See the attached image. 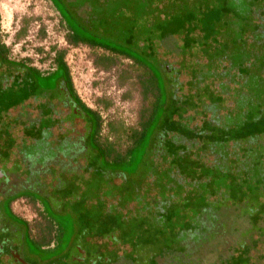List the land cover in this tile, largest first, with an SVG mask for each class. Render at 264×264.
<instances>
[{
  "label": "rangeland",
  "instance_id": "obj_1",
  "mask_svg": "<svg viewBox=\"0 0 264 264\" xmlns=\"http://www.w3.org/2000/svg\"><path fill=\"white\" fill-rule=\"evenodd\" d=\"M118 1L147 23L142 54L129 55L146 72L71 44L55 0H0L9 61L48 73L61 54L101 119L100 144L82 121L59 137L54 111L27 102L45 81L5 76L0 171L15 174L13 191L34 190L0 200V264H264V0ZM55 236L59 258L40 249Z\"/></svg>",
  "mask_w": 264,
  "mask_h": 264
},
{
  "label": "trees",
  "instance_id": "obj_2",
  "mask_svg": "<svg viewBox=\"0 0 264 264\" xmlns=\"http://www.w3.org/2000/svg\"><path fill=\"white\" fill-rule=\"evenodd\" d=\"M56 3V10L59 12L61 16L62 22L66 23V28L69 32V40L71 44H79L83 43L86 45H89L91 47L100 48L103 49L111 54V57L103 56L100 59V62L106 66L111 65L115 57L119 58L122 57L124 59L131 60L132 63L137 67V69H142L146 72V69L143 67L144 60L138 58L135 60L130 58L129 55H135V54H142L140 50L143 49V44L140 46V43H142L143 40V31L146 28L147 23L143 24L138 22V20L131 21L129 18L132 16H135L140 19L139 11L136 10H128L127 6L120 5L122 4L121 1H113V0H66V7L69 10H73L76 12V18L77 20L73 21L75 24L74 26H70L68 23V20H72V17L70 16L68 9L61 4L59 0L55 1ZM125 10H124V9ZM133 11V12H132ZM116 17L115 20L113 18ZM120 17H125L126 20H117ZM88 18H91L88 20ZM136 18V19H137ZM158 22V21H157ZM157 22L154 21L155 24ZM151 23V22H150ZM153 23V22H152ZM163 21H159V24H162ZM154 24V25H155ZM151 25V24H150ZM100 41V42H99ZM137 55V56H138ZM139 57V56H138ZM56 65H59L63 68L64 75H67V78L69 79L70 85L72 86V80L69 74L68 67L62 57L61 54H58L55 57ZM116 61V60H115ZM5 67V72L3 78L7 76V74H10L8 77L11 78L10 84L12 85L18 84L20 85V88L25 89V85L23 86L20 83H28L31 86L30 78H35V81H37L36 77H34V74H38L39 71L33 67H28L23 63L20 62H12L8 59V49L7 47L1 43L0 41V67ZM4 80H0V98L2 100H7L11 94L12 91H9L7 85L4 84ZM33 85V84H32ZM35 85V84H34ZM37 86V85H35ZM7 88V89H5ZM19 88V87H18ZM4 92V93H2ZM76 97L78 98V101L80 104L85 108L86 111L91 112L94 114V119L92 120V131H94V134L92 133V136L94 137V141L99 144L97 137L94 135H98L100 128H101V119L97 113L86 107L82 103V101L79 99V97L76 94ZM0 99V100H1ZM142 119L140 121V128L139 129H133L132 131L136 133V135L139 133V135L142 132ZM114 128V129H113ZM111 131L115 134L118 133H126L125 128L123 126H117L114 127L111 126ZM112 149V148H111ZM114 152V148L109 151V154L107 156H111ZM127 155V154H125ZM15 216V215H13ZM111 216H109L110 218ZM22 223H25V221L21 220ZM117 220H113V224ZM83 225L90 227L93 226V224H88L86 222H82ZM105 221L102 222L100 225H104ZM117 225V224H116ZM110 226H103L102 231H106ZM58 229V228H57ZM124 230V229H122ZM58 231V230H57ZM41 242H43V238H41ZM56 245L55 247L50 250L53 253V258H59L62 256L63 252L65 251V247L60 243V240L58 236H55ZM49 242V241H48ZM46 242V243H48ZM67 248V247H66ZM57 260V259H56Z\"/></svg>",
  "mask_w": 264,
  "mask_h": 264
},
{
  "label": "flooded vegetation",
  "instance_id": "obj_3",
  "mask_svg": "<svg viewBox=\"0 0 264 264\" xmlns=\"http://www.w3.org/2000/svg\"><path fill=\"white\" fill-rule=\"evenodd\" d=\"M59 1L61 2L62 5H64L66 7V5H65L66 0H59ZM68 12H69L70 16L76 21L77 20L76 12L73 10L71 11L69 9H68ZM79 44H83V43H79ZM2 76H4V73H0V80L5 81V77L3 78ZM34 76L37 78L36 80L43 79L45 81V83H44L45 86H43L41 88H38V86H37V88L35 89V94L30 95L28 97L29 98L27 101L28 104L30 105V107L35 106L38 108V110H37L38 114H39L38 117L40 116V108L48 107V109L50 111H52V112L54 111L55 115H57V117H59L62 120V122H60L59 125H57L54 128H51L49 132H52L54 130L55 132H57V134H58L57 136H59V137H60V134H62V133L64 134V132L73 133L75 131V128L78 125V121H82L85 125V134L87 132H89L90 134H92V133L94 134V131H92V125H91L92 124L91 119H94V114L86 111L85 108L80 104V102L78 101V98L76 97V93L73 89V85L72 86L70 85L69 79L67 78V75H64L63 68L61 66L56 65V67L53 69V71L48 72V73H40L39 72L38 74H34ZM37 76H39L40 79ZM30 83L36 85V81L34 80V78H30ZM48 114L49 113L47 112V115ZM64 122L70 124L71 126L69 127L68 125H66V127H63L62 124ZM99 135H100V132L98 133V135H94L95 137H97L98 142H99ZM65 136H64V138H63V136L61 137L62 141H58L59 138H56V141L54 142L53 147L56 149H62L63 144H64L63 140H65L67 138ZM80 144L78 147H80ZM73 145L74 144H72L71 147H73ZM51 148H52V145L50 146L49 149H51ZM32 150H34L33 147H32ZM27 153L28 154L25 153V155H24L25 158L26 157L29 158L30 155H32L31 154L32 152L29 153V151H27ZM25 158H15V159H12V161L18 160V161H21L25 165L26 164ZM0 169L4 170V168H2V167H0ZM27 169L31 171L29 164H27ZM45 174H47V173L45 172ZM12 175L15 176V174H13V173L12 174L11 173L10 174H7V173L1 174V171H0V200H2V198L5 195H8V196L13 195L14 193H17L21 190H34L33 188H26V189L23 188V189H20L17 191H13L12 190L13 186H10ZM35 191H37V190H35ZM13 201L14 200H12L10 202V206H11V203ZM26 226H27V234L29 233V235L31 237V231H30L27 223H26ZM23 231H24L23 228H21L20 231L18 230V232H20V234ZM31 239L33 241H35V243H38L41 241L40 237H34V238L31 237ZM1 242H2V240L0 239V243ZM55 242L56 241L54 238L52 245L46 244V245L42 246L40 249H42L44 251L47 250L48 252H50V250H52L55 247ZM21 246H22V244H21ZM25 252H26V250L21 248V250L20 249L14 250L13 254H14V256L18 255L19 257H21V255Z\"/></svg>",
  "mask_w": 264,
  "mask_h": 264
}]
</instances>
